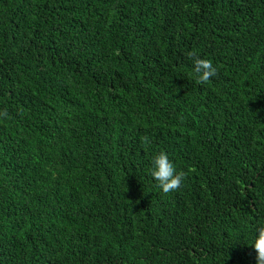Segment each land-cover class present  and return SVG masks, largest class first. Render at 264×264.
<instances>
[{"label": "trees", "instance_id": "16d2710c", "mask_svg": "<svg viewBox=\"0 0 264 264\" xmlns=\"http://www.w3.org/2000/svg\"><path fill=\"white\" fill-rule=\"evenodd\" d=\"M261 223L264 0H0V264H257Z\"/></svg>", "mask_w": 264, "mask_h": 264}, {"label": "clouds", "instance_id": "9594fccd", "mask_svg": "<svg viewBox=\"0 0 264 264\" xmlns=\"http://www.w3.org/2000/svg\"><path fill=\"white\" fill-rule=\"evenodd\" d=\"M189 55H192L191 53ZM194 72L197 75V83H207L212 77L217 75V69L209 59L196 58L194 60ZM3 115H7L4 113ZM142 142L147 143L148 138L142 137ZM151 176L158 182V186L164 193L177 190L186 177V173L181 170L177 172L168 155L160 151L155 154L152 161ZM257 253V264H264V223H261L256 230V236L252 245Z\"/></svg>", "mask_w": 264, "mask_h": 264}]
</instances>
